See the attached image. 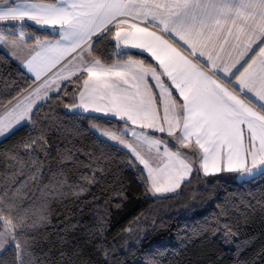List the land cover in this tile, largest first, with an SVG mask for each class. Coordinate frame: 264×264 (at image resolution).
<instances>
[{
  "label": "snow or ice",
  "instance_id": "obj_1",
  "mask_svg": "<svg viewBox=\"0 0 264 264\" xmlns=\"http://www.w3.org/2000/svg\"><path fill=\"white\" fill-rule=\"evenodd\" d=\"M0 21H31L58 37L0 25V49L12 59L27 51L22 66L35 81L8 102L0 136L31 121L37 101L59 99L49 93L68 90L67 81L76 85L73 107L122 123L119 135H101L129 149L155 199L201 173L264 175V0H4ZM104 41L119 50L117 61L98 47ZM180 42L203 66L182 55ZM4 211L11 215L0 204ZM0 223V236L20 234Z\"/></svg>",
  "mask_w": 264,
  "mask_h": 264
},
{
  "label": "trees",
  "instance_id": "obj_2",
  "mask_svg": "<svg viewBox=\"0 0 264 264\" xmlns=\"http://www.w3.org/2000/svg\"><path fill=\"white\" fill-rule=\"evenodd\" d=\"M26 25L37 38L54 37ZM98 47L118 59L107 41ZM33 83L0 49V108ZM64 84L68 90L50 95L59 99L39 103L31 121L0 140V204L11 209L0 216L20 233L0 264H104L105 250L108 264H264V175L239 183L236 174H200L155 199L131 153L93 130L120 133L122 123L68 111L78 94L75 84ZM137 216L146 232L121 249Z\"/></svg>",
  "mask_w": 264,
  "mask_h": 264
},
{
  "label": "rangeland",
  "instance_id": "obj_3",
  "mask_svg": "<svg viewBox=\"0 0 264 264\" xmlns=\"http://www.w3.org/2000/svg\"><path fill=\"white\" fill-rule=\"evenodd\" d=\"M8 23V22H7ZM20 23H27V24H31L33 26H36L33 22H29V21H25V22H20ZM2 24V22L0 21V25ZM2 25H8L6 23H3ZM38 27V26H36ZM23 30V29H22ZM24 31V30H23ZM26 35L28 34H32L30 31L28 30H25L24 31ZM23 94V93H22ZM8 105V104H7ZM6 105V106H7ZM5 107V106H4ZM1 109V108H0ZM72 107L71 105L67 106V110L68 111H72L71 110ZM4 113L0 114V117H3ZM93 130L100 136L102 137L103 139L105 140H108L110 141L111 143L123 148V149H126L124 147L123 144L119 143V141L117 140H112L110 139L109 136L107 135H101L102 133H116L117 135H119L120 133L119 132H115V131H112V130H108V129H101V128H97V127H93ZM8 135V134H7ZM7 135L5 136H0V140L3 139L4 137H6ZM124 140L128 141L129 140L127 139L126 136L123 137ZM132 142V141H131ZM146 148L142 149V152H145ZM169 194V193H167ZM166 195V194H165ZM0 220H7V221H10L4 217H1L0 216ZM11 223V222H10ZM128 229H131V231H127ZM146 232V226H145V223H144V219L142 216H137L127 227L126 229L124 230V234H123V237H122V240L120 241V248L121 249H124L126 248L128 245H131V244H135L137 243L141 238L142 236L144 235V233ZM0 234H5V226L3 225V223H0ZM13 243V236L11 235H2L0 236V253L9 245Z\"/></svg>",
  "mask_w": 264,
  "mask_h": 264
},
{
  "label": "crops",
  "instance_id": "obj_4",
  "mask_svg": "<svg viewBox=\"0 0 264 264\" xmlns=\"http://www.w3.org/2000/svg\"><path fill=\"white\" fill-rule=\"evenodd\" d=\"M4 3V0H0V4H3ZM2 22V24L3 23H6V24H8V25H10V24H20V22L21 21H1ZM8 22V23H7ZM25 22V21H24ZM29 22H31V21H29ZM1 24V25H2ZM37 26V25H36ZM38 28H40V26H38ZM41 29V28H40ZM24 31H25V29H23ZM49 32H50V30H49ZM51 33V32H50ZM56 38H58V37H42V38H39V39H41V40H53V39H56ZM32 43H33V41H29L28 42V44H26L25 45V48H30L31 46H32ZM176 47L178 48V50L179 51H181V53H182V55H184L185 57H188L189 59H192L193 60V62L194 63H200L201 64V66H203V60L201 59L200 61H197L196 60V58L194 57V56H189V52H190V50L186 47V46H184L183 45V42H180L178 45H176ZM224 47L225 48H227L228 46L227 45H224ZM3 50V49H2ZM3 51H5V50H3ZM115 51H116V53L119 51V50H116L115 49ZM133 51H135V50H133ZM8 55H9V53L7 52V51H5ZM233 56H235V53L233 52V53H231ZM10 56V55H9ZM26 56H28V53H27V51H21V52H19V54H18V57H17V59H13L14 61H16L32 78H33V74L32 73H29L28 71H27V69L25 68V67H23L22 66V64L23 63H26V61L24 60V58L26 57ZM11 57V56H10ZM12 58V57H11ZM125 58H127V57H125ZM150 60H151V58L150 57H148ZM118 59H116L115 61H117ZM114 61V62H115ZM151 63L152 64H155L156 62L154 61V60H151ZM242 70V69H241ZM34 79V78H33ZM66 82V81H65ZM34 83H35V81H34ZM34 83H33V85H34ZM32 85V86H33ZM31 86V87H32ZM31 87L28 89V90H30L31 89ZM23 94H26V93H23ZM51 94H53V93H49V96L51 95ZM41 102H43V101H37V104H36V106L39 104V103H41ZM74 104H78V95H77V100L73 103V104H71V107H72V111H70V112H78V113H85V114H96V115H102V116H105L102 112L101 113H98V112H94V111H89V112H85L82 108H79V107H73V105ZM35 106V107H36ZM34 107V108H35ZM7 108V106H5V107H3V108H1L0 109V114H2V113H4L5 112V109ZM107 117H110V116H107ZM24 124V123H23ZM245 133L247 134V130L245 129ZM127 137V139L129 140V142H131V141H133V137H131V135L129 134V135H127L126 136ZM146 148V146H141V151H142V149H143V151H144V149ZM126 150L128 151V152H130L129 151V149H127L126 148ZM146 151V150H145ZM131 153V152H130ZM138 162V161H137ZM139 163V162H138ZM142 166V165H141ZM143 167V166H142ZM221 172H226V173H230V174H236V176L238 175V174H241L242 172H229V171H227V170H224V171H220L219 173H221ZM202 174V173H201ZM217 174V173H216ZM170 194V193H169Z\"/></svg>",
  "mask_w": 264,
  "mask_h": 264
},
{
  "label": "water",
  "instance_id": "obj_5",
  "mask_svg": "<svg viewBox=\"0 0 264 264\" xmlns=\"http://www.w3.org/2000/svg\"><path fill=\"white\" fill-rule=\"evenodd\" d=\"M260 175H256L255 177H251V176H248L244 173H241V174H238L236 177H235V180L239 183L243 182V181H250V180H253V179H256L257 177H259Z\"/></svg>",
  "mask_w": 264,
  "mask_h": 264
}]
</instances>
